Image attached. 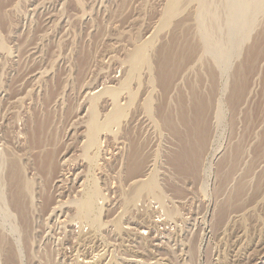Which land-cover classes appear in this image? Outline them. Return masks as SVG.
Returning <instances> with one entry per match:
<instances>
[{
	"label": "rangeland",
	"instance_id": "rangeland-1",
	"mask_svg": "<svg viewBox=\"0 0 264 264\" xmlns=\"http://www.w3.org/2000/svg\"><path fill=\"white\" fill-rule=\"evenodd\" d=\"M195 105L203 147L181 121ZM184 145L194 179L170 164ZM8 253L264 264V0H0V264Z\"/></svg>",
	"mask_w": 264,
	"mask_h": 264
},
{
	"label": "bare ground",
	"instance_id": "bare-ground-1",
	"mask_svg": "<svg viewBox=\"0 0 264 264\" xmlns=\"http://www.w3.org/2000/svg\"><path fill=\"white\" fill-rule=\"evenodd\" d=\"M254 1V0H253ZM258 1H260V0H258ZM253 3V2H252ZM251 6H256V5H254V4H251ZM250 6V7H251ZM258 7H260V6H258ZM258 7H255V8H258ZM260 8H262V7H260ZM245 9V8H244ZM260 10V9H259ZM243 12V11H242ZM238 13V12H237ZM240 13V12H239ZM241 14V13H240ZM238 15V14H237ZM242 15V14H241ZM139 53V52H138ZM143 55H144V53H142ZM136 56H138V57H136ZM135 57L136 58H138V60H140V55L138 54V55H136ZM140 56V57H139ZM145 56V55H144ZM136 58H134V60L136 61V63H138V64H136L135 66H136V68H137V65H139V61H137V59ZM142 58L143 57H141V60H142ZM146 58V57H145ZM134 60H133V62H134ZM140 60V61H141ZM145 60V59H144ZM188 60V59H187ZM141 62H143V61H141ZM140 62V63H141ZM166 63H167V60H166ZM134 64V63H133ZM135 66H134V68H135ZM134 68H132V69H134ZM135 68V69H136ZM164 70L161 68L160 69V74H162V72H163ZM244 83V82H243ZM242 86V85H241ZM240 86V87H241ZM162 87H163V89H166L167 88V85H166V83H162ZM244 88H245V85H243V87L239 90L240 92H238V89H237V92L236 93H238L237 95H238V97H240V95L242 96V93H243V91H244ZM115 94V93H114ZM236 99V98H235ZM237 100H238V98H237ZM236 100V101H237ZM194 107V106H193ZM193 111V110H192ZM206 111V107H204V106H196L195 105V108H194V112H193V119H188L186 116H181V121H183V123H184V125H186L187 127H190L191 129H190V131H191V133L193 134V136H194V138H195V141H197L202 147H203V145H204V143L206 144V142H204V139L205 138H203V133H200L201 131L199 130V126H198V124L201 122V119H202V116H203V114H204V112ZM193 124H195L196 126V128H194L193 127ZM185 126V127H186ZM197 126H198V130L199 131H197ZM42 128H43V125H41V124H35L34 125V127L32 128V139H33V145H36V144H38V141H37V137H38V135H39V133L41 132V130H42ZM96 128H97V126H96ZM193 128V129H192ZM189 129V128H188ZM185 130H186V128H185ZM189 131V130H188ZM190 133V132H189ZM176 134V133H175ZM189 135V134H188ZM198 145V144H197ZM186 148H188V150H186ZM201 147H199V149H200ZM184 149H185V151L184 152H181L180 154H178L179 156H176L175 158L174 157H172L171 159H170V164L171 165H173L175 168H176V170L178 169L179 170V172L180 173H182V174H185V175H187V176H190V178H195V176H196V172H197V170H196V168H197V163H198V160H199V157H198V153H196V149H194V148H192L191 147V145L190 146H187V145H184ZM201 151H202V149H200ZM49 158H50V156L49 155H47V156H45L40 162H38V168H39V170L41 171V170H43L44 169V167L46 166V164L48 163V161H49ZM199 164V163H198ZM49 168L50 169H54V166H53V164H50V166H49ZM51 172H54V171H51ZM10 183H11V186L14 188V192H13V194H12V204L14 205V207H17L18 208V201H19V194H18V192L16 191V188H17V181H16V178H15V176H14V174L10 177ZM239 196V193L237 194V197ZM88 203V202H87ZM89 203H91V202H89ZM88 203V204H89ZM87 205V204H86ZM88 207H90V206H88ZM5 264H15V262H14V259L12 258V255L10 254V253H8L7 254V257H6V261H5Z\"/></svg>",
	"mask_w": 264,
	"mask_h": 264
}]
</instances>
